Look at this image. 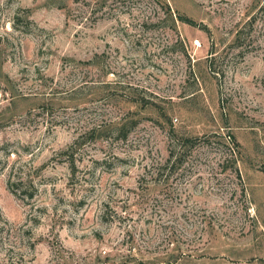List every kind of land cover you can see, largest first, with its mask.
Masks as SVG:
<instances>
[{
    "label": "rangeland",
    "instance_id": "374dc122",
    "mask_svg": "<svg viewBox=\"0 0 264 264\" xmlns=\"http://www.w3.org/2000/svg\"><path fill=\"white\" fill-rule=\"evenodd\" d=\"M0 264H264V0H0Z\"/></svg>",
    "mask_w": 264,
    "mask_h": 264
},
{
    "label": "trees",
    "instance_id": "16d2710c",
    "mask_svg": "<svg viewBox=\"0 0 264 264\" xmlns=\"http://www.w3.org/2000/svg\"><path fill=\"white\" fill-rule=\"evenodd\" d=\"M178 19L181 22H189L190 23V21L188 19L183 18L181 15H178ZM126 126H127L126 123L125 124L124 123L123 124H119V125L116 124V126H114V131L117 134L116 136H119L120 139H125L126 136H127ZM190 142H191L190 139H185V138L181 139V144L182 145H186V144H188ZM173 156H174L173 155V151H171L169 153V155H168V162H170V160H171V158H173ZM30 198H32V197H30Z\"/></svg>",
    "mask_w": 264,
    "mask_h": 264
}]
</instances>
